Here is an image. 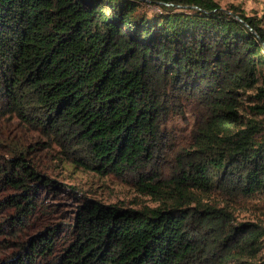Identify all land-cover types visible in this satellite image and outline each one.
Returning a JSON list of instances; mask_svg holds the SVG:
<instances>
[{
    "label": "trees",
    "instance_id": "1",
    "mask_svg": "<svg viewBox=\"0 0 264 264\" xmlns=\"http://www.w3.org/2000/svg\"><path fill=\"white\" fill-rule=\"evenodd\" d=\"M177 2L0 0V264H264V228L229 207L264 194V26ZM187 105L209 129L174 150ZM50 149L159 205L64 212Z\"/></svg>",
    "mask_w": 264,
    "mask_h": 264
},
{
    "label": "rangeland",
    "instance_id": "2",
    "mask_svg": "<svg viewBox=\"0 0 264 264\" xmlns=\"http://www.w3.org/2000/svg\"><path fill=\"white\" fill-rule=\"evenodd\" d=\"M174 8L184 11V1L177 0ZM222 9L229 10L237 8L247 16L260 21L264 26V0H213ZM173 6V4H171ZM145 10L153 13L157 7L146 6ZM249 94H255L254 91ZM249 102L248 98L243 100ZM250 103H248L249 105ZM251 103L250 105H257ZM262 104V103H260ZM183 116L178 117L170 123L168 132L172 134L174 150L190 146L194 143L195 137L207 133L209 124L205 111L197 105H187ZM261 124L264 138V114L255 117ZM235 123L234 125H236ZM260 138V140H261ZM43 162L53 171V178L67 189L59 191L58 195H52V199L60 204L64 212L74 209L79 205L81 199L97 201L105 205H117L123 208L139 209L143 206L155 207L159 205L154 198L144 195L137 187V178L132 175H115L109 173L99 174L95 170L85 167H78L72 163L61 162L57 158L56 150H45L41 153ZM166 169V166L164 167ZM168 172V169L165 170ZM74 192V195L72 193ZM230 209L234 212L236 222H250L264 228V194L255 195L252 198H241L238 202H229ZM259 259L264 261V250L261 251Z\"/></svg>",
    "mask_w": 264,
    "mask_h": 264
},
{
    "label": "water",
    "instance_id": "3",
    "mask_svg": "<svg viewBox=\"0 0 264 264\" xmlns=\"http://www.w3.org/2000/svg\"><path fill=\"white\" fill-rule=\"evenodd\" d=\"M236 18H238V17H236ZM262 44H263V46H264V42H262Z\"/></svg>",
    "mask_w": 264,
    "mask_h": 264
}]
</instances>
